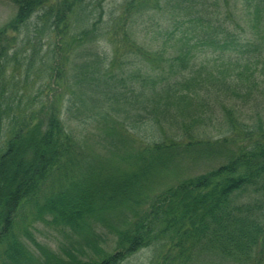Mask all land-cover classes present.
I'll use <instances>...</instances> for the list:
<instances>
[{"label": "trees", "instance_id": "1", "mask_svg": "<svg viewBox=\"0 0 264 264\" xmlns=\"http://www.w3.org/2000/svg\"><path fill=\"white\" fill-rule=\"evenodd\" d=\"M12 1L16 16L0 29V122L7 128L0 149V264H121L151 245L157 246L151 264H246L257 253L264 256L262 202L236 204L233 199L246 189L264 199V77L255 74L264 67V0H123L114 27L102 25L103 10L89 24L93 10L87 9V0ZM163 4L178 13L175 19L183 28L193 27L198 34L193 40L219 46L229 59L233 76L212 74L214 82L203 94L215 100V114L223 112L233 133L240 128L235 106H249L252 121L240 128L247 134L246 145H239L226 162L149 196L173 155L223 156L228 141L194 136L195 122L189 121H197L198 107L183 89L198 83L195 74H185L188 67L195 68L191 50L165 54L134 39V26L153 25L152 13H160ZM34 14L41 25L35 32L47 30L53 50L42 84L49 95L27 113L15 108L7 84L16 83L7 77L18 59V36ZM106 36L111 48L100 49L97 43L84 47L88 40ZM122 51L128 61L120 68ZM35 54L34 49L31 57ZM73 56L79 58L71 77L75 91L64 99ZM135 56L149 63V71L128 74ZM166 66L171 73L180 68L173 77L160 79ZM78 92L93 111L88 123L100 122V137L109 145L104 157L93 155L64 120L65 114L87 105L73 97ZM165 123L182 124L181 144L158 141ZM132 129L152 142H139ZM25 207L33 209L26 215L31 225L40 220L62 228L72 238L70 245L56 252L37 243L20 219ZM98 227L115 237L112 252Z\"/></svg>", "mask_w": 264, "mask_h": 264}, {"label": "rangeland", "instance_id": "2", "mask_svg": "<svg viewBox=\"0 0 264 264\" xmlns=\"http://www.w3.org/2000/svg\"><path fill=\"white\" fill-rule=\"evenodd\" d=\"M163 0H161V4ZM88 4L87 9H92L93 14L90 17L89 24L97 21V14L105 13L103 17L102 25H115L122 10H123V0H87L85 5ZM161 9V12L156 11L153 14L154 20L151 21L153 25L145 23L141 25L140 23L134 26L136 34H134V39L138 43L143 44V42L156 49L160 48L165 54L173 53L178 54L181 52V48L185 50H191L192 54L195 55L197 59L194 63L195 68H189L185 74L192 73L198 77V83L190 84L187 87H183L184 92H188L192 95V103H194L198 109L197 113L199 116L195 118L197 121H188L194 123L193 130L197 133L194 136L197 139H202L203 141L210 140L214 141H223V138H227L225 148L223 151V156L221 154H205V157H198L196 155H186L180 156L179 153L173 155L174 160L170 164L169 169L161 171L155 178V184L152 185V191H148V195L152 196L161 190L174 186L178 182L184 179H191L198 175L209 172L210 170L218 167L220 164L226 162V158L229 154H233L235 150H238L239 145L247 143L245 140L246 132L241 128V126L248 125L250 117L252 116L249 112V106L237 105L235 106V117L240 121L239 130L236 133L230 131L227 120L222 118L223 112L220 111L217 115L214 111V106L212 102L215 100L209 99L208 96H204V91L208 90L209 85L214 82L211 79L212 74L214 76H223L225 79L228 76H233L234 72L232 71L229 65V59L223 57L222 52L220 51L219 46H214L211 44H201L193 38L198 34L193 30V27L183 28L178 19V13L171 11L164 7ZM17 13V5L12 0H0V29H2L7 23H9L13 18H15ZM144 19H148V16H145ZM135 21L134 18L130 17L128 20V25H132ZM37 14H34L28 22V26L23 27L22 32L18 36L16 49L18 53L17 61L12 62L14 71L8 73L9 79L7 82H15L16 85L7 84L9 91H12L14 96L13 104L15 108L19 106V109L30 113L31 110L38 108L40 100L44 101L48 97V93L42 84L45 82L46 77L49 73L48 65L50 64V56L53 50V41L48 39V31L41 30L39 35L35 32V27L37 23ZM137 23V21H136ZM87 23L80 22V25H86ZM41 27V25H38ZM133 26V25H132ZM114 27V26H113ZM186 30L187 33L180 35ZM262 36L263 35V32ZM93 39L87 41L84 46L85 48L91 46L92 44H99L100 49H109L111 48L110 39L108 36L101 37L97 42H92ZM146 46V47H148ZM35 49L36 54L34 57H31L33 50ZM191 54V55H192ZM26 55V57H25ZM127 54L122 51V56L119 57V66L122 68L123 65L127 66L126 59ZM32 58V59H31ZM121 58V60H120ZM136 61L128 64L129 69L133 71L128 73L132 74L133 72L149 71V63L143 60V57L135 56ZM79 58L75 59L74 56L69 60V75L67 77L66 94L64 97L66 99L69 95H72L74 90V82L71 80L73 72L75 71V65L77 64ZM49 62V63H48ZM119 66L115 67V72H119ZM163 66V63H162ZM29 67V68H28ZM244 67V65H243ZM117 68V69H116ZM180 67H175L173 73L170 72L167 66L164 67L162 74L158 72L160 79L162 77H173L177 73L176 69ZM242 68V67H241ZM119 69V71H118ZM114 71V68L112 69ZM253 71V70H252ZM222 72V73H220ZM259 77H264V67L260 66L258 72ZM14 78V79H12ZM250 78V76H249ZM180 88V87H179ZM79 96L81 100L87 105L80 110H73L69 114H65L64 120L69 123V127L73 129L74 133L80 135L90 146L89 150H93V155L106 156L109 145L100 137V122L98 120L90 121L89 116L93 113L90 105H88V100L84 99L80 93H75L73 97ZM195 95V96H194ZM235 97V96H234ZM148 99L147 93L143 96H140L139 101L140 106ZM240 99L236 97V100ZM213 102V103H214ZM231 103V102H230ZM193 104V105H194ZM220 106V105H219ZM222 108V107H220ZM68 115V117H67ZM220 115V116H219ZM194 118V117H193ZM192 120V119H191ZM182 124L165 126L160 130V137L158 141L165 144H181L183 141L184 129L181 128ZM143 131L144 129L141 128ZM133 130V129H132ZM136 130V129H135ZM137 131V130H136ZM132 131L138 139L141 138L143 144H149L152 140L147 139V136L144 132ZM7 128L4 121L0 122V149L4 147L6 139ZM230 139H234L231 141ZM225 153V157H224ZM125 166H123L124 168ZM234 201L236 204H246L253 203L255 200L262 202L264 206V199L261 195H257L251 190L246 189L237 192L234 195ZM151 200H147L144 205L145 210L148 208ZM263 208H261L262 210ZM33 209L25 207L21 213L23 222L26 223V227H29V231L33 234V237L36 239L37 243H40L42 246H47L53 249L56 252H61V248H66L70 245V240L72 238L68 237L67 231H64L62 228L57 229L54 226H51L49 223L37 220L34 224L31 225L29 219L26 218V215H32ZM22 229V227H20ZM63 231V232H62ZM97 231L99 233L107 234V245L109 251L112 252L115 246V237L109 235L106 230L101 227H98ZM23 233V231H21ZM31 249L38 253L39 250L31 242L29 243ZM156 245H151L140 249L139 251L129 255L125 261L121 264H151L155 259ZM264 256H260V253H257V256L252 260L248 261L246 264H264ZM226 264H237L233 262H228Z\"/></svg>", "mask_w": 264, "mask_h": 264}]
</instances>
